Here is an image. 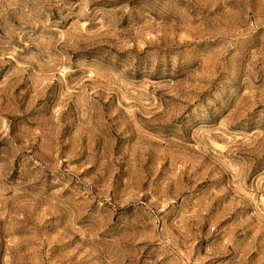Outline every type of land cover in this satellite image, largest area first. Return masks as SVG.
<instances>
[{"label":"rangeland","instance_id":"obj_1","mask_svg":"<svg viewBox=\"0 0 264 264\" xmlns=\"http://www.w3.org/2000/svg\"><path fill=\"white\" fill-rule=\"evenodd\" d=\"M0 264H264V0H0Z\"/></svg>","mask_w":264,"mask_h":264}]
</instances>
